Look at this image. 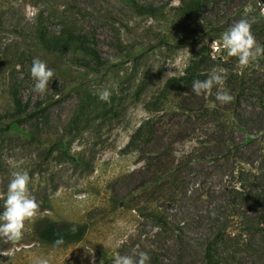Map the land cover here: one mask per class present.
<instances>
[{"label":"rangeland","instance_id":"obj_1","mask_svg":"<svg viewBox=\"0 0 264 264\" xmlns=\"http://www.w3.org/2000/svg\"><path fill=\"white\" fill-rule=\"evenodd\" d=\"M192 1L0 0V193L16 165L41 205L17 244H0L11 249L0 264H113L134 248L148 264H207L209 251L214 264H264V58L241 70L219 43L250 5L264 44V0H202L185 22ZM67 30L95 38L104 66L41 52L40 32ZM203 54L217 63L202 65L201 80L223 69L232 102L221 105L216 87L167 89ZM34 57L56 73L43 95L32 90ZM104 88L109 102L93 94ZM44 219L87 233L54 247L36 235Z\"/></svg>","mask_w":264,"mask_h":264},{"label":"clouds","instance_id":"obj_2","mask_svg":"<svg viewBox=\"0 0 264 264\" xmlns=\"http://www.w3.org/2000/svg\"><path fill=\"white\" fill-rule=\"evenodd\" d=\"M250 7L249 5L248 8ZM248 8L245 9V16L230 25L219 37L222 48L229 57L237 59L241 70L254 66L259 59L264 58V44L258 42L252 32L255 18H248ZM55 74V69L49 67L45 60L34 57L30 68V75L34 81L32 90L40 95L46 93ZM225 80L224 70L214 68L206 79H195L191 91L201 96L211 94L212 89L216 87L215 99L221 105L227 104L232 102L234 97L224 88ZM93 94L101 101H110L111 92L107 88L94 91ZM13 169L6 192L0 193V201L3 202L0 211V244H17L24 236L26 225L34 222L38 217L41 207L30 190L32 178L29 171L16 165H13ZM70 231L75 232L77 229L73 226ZM63 242V237H60L54 241V246H59ZM10 251V248H0V255L8 257ZM149 261L150 256L147 252L134 248L131 254H117L113 264H148ZM34 264H50V262L47 258H38Z\"/></svg>","mask_w":264,"mask_h":264},{"label":"trees","instance_id":"obj_3","mask_svg":"<svg viewBox=\"0 0 264 264\" xmlns=\"http://www.w3.org/2000/svg\"><path fill=\"white\" fill-rule=\"evenodd\" d=\"M136 8L140 10L154 14V11L146 7H142L133 3ZM185 5V4H184ZM182 15L185 22L195 17H200L202 13V0H193L191 3L185 5L181 9ZM39 47L45 55L57 56L60 58H71L73 61H83L89 62L91 67L97 68L104 66L102 58L97 49V40L95 38H90L86 35L75 33L70 30L60 33L56 36H46L44 33L40 32L39 34ZM207 62L217 63L216 59H213L209 55L203 54L201 61L196 62L191 65V70L183 79L171 82L167 86L168 88H173L171 90H176L177 88L186 89L192 85V82L195 79L201 78V67ZM90 69L89 67H86ZM96 72V70H89ZM88 71V72H89ZM38 110L34 112H23L20 111L16 117L12 120L11 123L7 124L5 129L6 131L17 130L19 126L24 124L27 121L34 120L38 117ZM0 211L2 207L0 206ZM75 226L77 231L72 232L70 229ZM87 233V228L82 225L72 224V223H55L49 220H42L37 225L36 235L38 239L49 245L54 246V241L60 237H63V244L54 247H66L70 245L77 244L81 242ZM208 263L214 264L213 254L208 252L207 256Z\"/></svg>","mask_w":264,"mask_h":264}]
</instances>
